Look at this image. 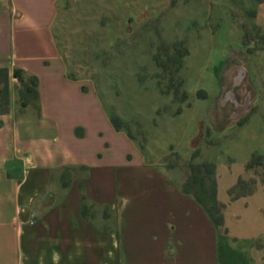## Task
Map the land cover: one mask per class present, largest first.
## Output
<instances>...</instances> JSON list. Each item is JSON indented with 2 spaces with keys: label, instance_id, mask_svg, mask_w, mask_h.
Segmentation results:
<instances>
[{
  "label": "crops",
  "instance_id": "crops-1",
  "mask_svg": "<svg viewBox=\"0 0 264 264\" xmlns=\"http://www.w3.org/2000/svg\"><path fill=\"white\" fill-rule=\"evenodd\" d=\"M55 4L0 0V68L9 88L0 112V264H220L218 230L204 208L172 169L146 161L114 129L87 82L67 73L52 35ZM253 10L249 22L264 31V0ZM253 54L264 66V47ZM14 69L25 82L36 79L31 104L18 101ZM249 130L259 137L243 141L238 172L217 167L215 152L212 160L223 225L239 240L233 207L246 209L264 181L233 199L227 190L247 173L251 153L264 155V110L226 141Z\"/></svg>",
  "mask_w": 264,
  "mask_h": 264
},
{
  "label": "rangeland",
  "instance_id": "rangeland-1",
  "mask_svg": "<svg viewBox=\"0 0 264 264\" xmlns=\"http://www.w3.org/2000/svg\"><path fill=\"white\" fill-rule=\"evenodd\" d=\"M219 2L55 4L52 35L67 73L95 90L146 161L169 167L181 184L192 173L190 165L212 162L214 152L217 167L238 172L243 141L259 137L249 130L226 141L258 108L264 110V66L253 54L264 47V31L249 22L259 1ZM203 171L194 173L204 176ZM262 174L259 166L248 169L234 192L249 190L253 181L256 186ZM257 195L246 209L233 207L232 230L247 241L231 236L224 225L217 229L220 264H264V210L256 215L257 206L264 209V189Z\"/></svg>",
  "mask_w": 264,
  "mask_h": 264
},
{
  "label": "trees",
  "instance_id": "trees-1",
  "mask_svg": "<svg viewBox=\"0 0 264 264\" xmlns=\"http://www.w3.org/2000/svg\"><path fill=\"white\" fill-rule=\"evenodd\" d=\"M261 1V0H258ZM185 50V49H183ZM184 54V53H182ZM13 76L17 78L19 83V90H18V96L21 98L20 104L24 105L25 97H28V95H32V97H35V89L34 86L36 84V79L34 76H30L28 78V82H25L23 80L22 74L20 70L14 69L13 70ZM9 88H8V82H7V76H6V70L4 68H0V97H1V103H0V112H4L8 108V101H9ZM110 122L114 129L118 130L119 128L113 123L112 119L110 118ZM192 173L190 174L188 180L186 183L181 184L182 190L185 192H189L193 195L195 200L204 208L206 213L208 214L210 220L214 224V226L219 229L223 225L222 222V207L223 204L218 202L215 199V177H214V164L212 162L203 161L200 164H197V166L193 167L192 165ZM259 166L263 170V174L261 175L260 182L264 181V155L258 154V153H251L249 159L245 162L244 168L246 170L254 167ZM204 170V176H198L194 172L198 174L200 172V168ZM195 168V169H194ZM194 169V171H193ZM208 175L207 179L210 180L209 186L206 188L204 184L205 176ZM243 179L238 177L236 182L228 188L227 193L228 196L233 199L238 196H244L249 193H251L254 189L255 183L253 181V185L249 190L241 191L238 193H235L234 190L238 188V186L243 183ZM86 205L83 203V197H82V204H81V211L82 213L86 212Z\"/></svg>",
  "mask_w": 264,
  "mask_h": 264
}]
</instances>
